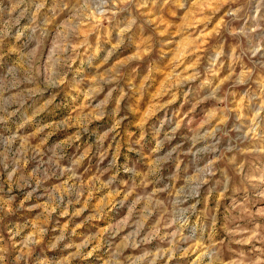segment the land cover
I'll use <instances>...</instances> for the list:
<instances>
[{
    "label": "clouds",
    "instance_id": "clouds-1",
    "mask_svg": "<svg viewBox=\"0 0 264 264\" xmlns=\"http://www.w3.org/2000/svg\"><path fill=\"white\" fill-rule=\"evenodd\" d=\"M74 261L264 264V0H0V264Z\"/></svg>",
    "mask_w": 264,
    "mask_h": 264
},
{
    "label": "rangeland",
    "instance_id": "rangeland-1",
    "mask_svg": "<svg viewBox=\"0 0 264 264\" xmlns=\"http://www.w3.org/2000/svg\"><path fill=\"white\" fill-rule=\"evenodd\" d=\"M203 22V21H202ZM169 31H171V28H169ZM179 35V34H177ZM205 43L207 42V39L208 37H203ZM189 43L188 41H182V45L183 44H187ZM165 51H167V49H165ZM193 55H195V52H193ZM143 65L140 66V68H142ZM158 76L157 74H147L145 73V77H144V84L142 85V88H147V86L149 84L152 85V88H151V91H152V95H153V98H155L156 96H159L161 95V93L164 91L165 89V85L167 84V79L166 77L163 78V79H159V83L156 84L155 81L157 80ZM132 79L134 81H139V69L136 73L132 74ZM69 92H71V89H68ZM63 98V94H61L60 97H58V100L59 99H62ZM147 92H143L138 100H137V103L136 105H134V110L135 111H141L143 109V106L145 105L146 101H147ZM129 127H131V125H129ZM73 264H76V262L74 261ZM81 264H83V262H81Z\"/></svg>",
    "mask_w": 264,
    "mask_h": 264
}]
</instances>
